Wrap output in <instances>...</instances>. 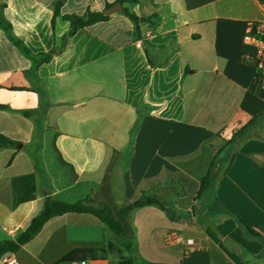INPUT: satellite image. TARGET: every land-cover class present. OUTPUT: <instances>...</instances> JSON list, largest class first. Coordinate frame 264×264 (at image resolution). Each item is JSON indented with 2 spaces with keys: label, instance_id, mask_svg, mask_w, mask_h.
I'll return each instance as SVG.
<instances>
[{
  "label": "crops",
  "instance_id": "1",
  "mask_svg": "<svg viewBox=\"0 0 264 264\" xmlns=\"http://www.w3.org/2000/svg\"><path fill=\"white\" fill-rule=\"evenodd\" d=\"M138 1L121 8L150 21L114 13L36 67L23 49L36 55L58 45L69 30L62 16L103 12L116 0H0L10 26L0 27V135L16 143L0 148V242L15 240L47 197H91L117 209L148 197L158 204L133 210L128 226L148 264H264V88L255 47L243 39L249 23L264 20V0ZM100 223L54 217L6 255L76 264L82 259L59 260L100 246Z\"/></svg>",
  "mask_w": 264,
  "mask_h": 264
},
{
  "label": "trees",
  "instance_id": "2",
  "mask_svg": "<svg viewBox=\"0 0 264 264\" xmlns=\"http://www.w3.org/2000/svg\"><path fill=\"white\" fill-rule=\"evenodd\" d=\"M138 0H116L115 3H119L122 5L123 3H138ZM62 5L61 1H58L55 4V10L53 13V17L51 20L52 27L54 25L55 18L60 15V7ZM112 5H107L106 8L111 7ZM4 5L0 3V27L4 28V30L9 31L10 26L5 23L2 17V9ZM121 13H123L126 17H128L132 22L135 24H139L140 22H148L150 21L149 18H138L134 14H130L126 9H122ZM62 19L69 23V30L68 32L59 40V44L53 46L52 50L48 53H41L33 55L27 49H23L25 54L30 57L36 67L40 66L41 64L47 63L50 59L54 56L59 54L66 45L67 40L72 37L78 30L84 29L89 27L93 24L99 22H105L109 19V16L104 15L103 12H90L88 11L86 14L79 16V15H64ZM17 45H20L16 42ZM38 97L40 99V106L45 107L47 105L45 90L37 85L35 88ZM27 115V113H25ZM263 116V113H260L258 116L250 120L248 126L256 123L259 117ZM246 127V126H245ZM243 127L240 132L245 129ZM235 135V134H234ZM16 143L10 141L8 138L0 135V148H7V147H14ZM59 161L62 165L68 166L61 158ZM209 182V174H206L200 183V188L198 194L203 193L206 191ZM153 204H158V202L152 198L148 197H140L135 199L132 202L126 203L121 202L119 204V208L115 211L112 210L108 205L98 203L93 200L91 197H86L82 200H79L74 203H65L61 201H55L50 197L45 198L42 210L34 216L31 220L29 225L24 229L13 241H3L0 242V259L6 254H15L23 245L29 242L37 233L40 232L42 227L46 222L54 217H58L65 214H87L91 215L100 221L105 228L115 235L117 243L122 244L123 239L128 232V218L129 214L135 210L142 208L144 206H149ZM240 227L245 230L250 236L258 237L259 234L255 230L248 228L243 225V223L236 218ZM98 251L100 253V257H105L106 251H117L120 252L118 248H116L115 244L112 242L106 243V245H100L96 248H77L68 253L67 255L63 256L59 263L62 262H69L75 258L86 260V255L90 254V258H96L92 254L93 252L96 253ZM88 259V258H87ZM81 260V261H82ZM117 264H135L133 259H124L122 257L119 258Z\"/></svg>",
  "mask_w": 264,
  "mask_h": 264
},
{
  "label": "rangeland",
  "instance_id": "3",
  "mask_svg": "<svg viewBox=\"0 0 264 264\" xmlns=\"http://www.w3.org/2000/svg\"><path fill=\"white\" fill-rule=\"evenodd\" d=\"M218 141H215V144H218ZM220 145H222V143H219ZM229 155V152L227 150V148H225L224 151H222L219 154H215L214 158H213V162H212V168L211 171H217L219 170V168L224 164V161L227 159ZM167 207H170V205H166ZM111 209L112 207H114V210L116 211L117 206H109ZM113 210V209H112ZM136 211V210H135ZM135 211H133L130 215V220L128 222V226L131 228L134 226V213ZM97 220V219H96ZM101 225V229H100V233H99V237H100V241L101 243H107L109 241H111L113 244H115L116 248L120 249V253H118L117 251H106V255L105 258L111 263V264H117L118 260L120 257L124 258V259H128L130 257V255H134V262L135 264H148L150 261L145 258L144 253L142 254L141 252L137 253L136 250V236H135V230L133 228V231L131 232L128 229V232L126 233L124 239L122 240L124 245L122 244H118L116 237L114 234H112L111 232H109L105 226L100 223ZM101 244V245H102ZM118 244V246H117ZM120 255V256H119Z\"/></svg>",
  "mask_w": 264,
  "mask_h": 264
},
{
  "label": "built area",
  "instance_id": "4",
  "mask_svg": "<svg viewBox=\"0 0 264 264\" xmlns=\"http://www.w3.org/2000/svg\"><path fill=\"white\" fill-rule=\"evenodd\" d=\"M264 8V6H263ZM244 42L255 47L254 53V72L255 79L264 88V20L258 23H249L244 34ZM181 242V238L177 236L169 237L168 240ZM0 264H18L17 260L12 256L4 255L0 259ZM76 264H111L105 257L88 258L77 262Z\"/></svg>",
  "mask_w": 264,
  "mask_h": 264
},
{
  "label": "water",
  "instance_id": "5",
  "mask_svg": "<svg viewBox=\"0 0 264 264\" xmlns=\"http://www.w3.org/2000/svg\"><path fill=\"white\" fill-rule=\"evenodd\" d=\"M121 11H122L121 5L119 3H116L112 5L111 7L107 8L106 10H104L103 13L106 16H110L114 13L121 12Z\"/></svg>",
  "mask_w": 264,
  "mask_h": 264
}]
</instances>
